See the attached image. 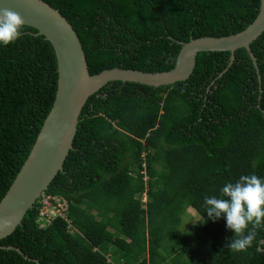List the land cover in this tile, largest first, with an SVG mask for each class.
<instances>
[{
	"label": "trees",
	"instance_id": "trees-1",
	"mask_svg": "<svg viewBox=\"0 0 264 264\" xmlns=\"http://www.w3.org/2000/svg\"><path fill=\"white\" fill-rule=\"evenodd\" d=\"M42 1L71 25L90 75L169 71L180 43L236 34L259 8V0ZM22 31L0 46V200L56 91L51 45ZM249 48L257 72L244 49L232 62L227 52H201L185 81H116L92 94L43 193L65 199L75 231L59 219L40 228L35 204L0 240L12 248L0 249V264H264V227L252 247L229 250L233 233L223 217L208 220L203 203L241 175L264 178V31ZM188 211L200 224L182 230Z\"/></svg>",
	"mask_w": 264,
	"mask_h": 264
},
{
	"label": "water",
	"instance_id": "water-1",
	"mask_svg": "<svg viewBox=\"0 0 264 264\" xmlns=\"http://www.w3.org/2000/svg\"><path fill=\"white\" fill-rule=\"evenodd\" d=\"M2 9L19 14L23 26L34 29V36H42L51 45L56 61V91L25 161L0 200V240L14 232L62 170L81 110L92 94L116 81L154 88L185 81L194 69L196 55L201 52H227L232 62L234 51L244 49L256 69L249 46L264 31V0H259L257 15L244 30L225 37H203L180 43L175 64L169 71L151 73L111 68L90 75L79 38L56 9L42 0H0ZM0 249L12 248L0 246Z\"/></svg>",
	"mask_w": 264,
	"mask_h": 264
},
{
	"label": "clouds",
	"instance_id": "clouds-1",
	"mask_svg": "<svg viewBox=\"0 0 264 264\" xmlns=\"http://www.w3.org/2000/svg\"><path fill=\"white\" fill-rule=\"evenodd\" d=\"M23 24L19 14L9 9L0 10V46L15 42L23 34ZM143 194L146 193H142L141 201ZM203 203L207 219L214 222L223 217L226 229L233 233L228 249L245 251L256 239L255 229L264 227V178L254 173L241 175L234 183L226 182L219 197L206 196Z\"/></svg>",
	"mask_w": 264,
	"mask_h": 264
},
{
	"label": "built area",
	"instance_id": "built-area-1",
	"mask_svg": "<svg viewBox=\"0 0 264 264\" xmlns=\"http://www.w3.org/2000/svg\"><path fill=\"white\" fill-rule=\"evenodd\" d=\"M145 197L146 195L143 194L142 202L145 201ZM35 211L36 221L40 228L49 226L54 219H60L66 223L68 232L74 231L67 218L68 204L65 199L42 193L36 201Z\"/></svg>",
	"mask_w": 264,
	"mask_h": 264
},
{
	"label": "rangeland",
	"instance_id": "rangeland-1",
	"mask_svg": "<svg viewBox=\"0 0 264 264\" xmlns=\"http://www.w3.org/2000/svg\"><path fill=\"white\" fill-rule=\"evenodd\" d=\"M187 218H185V216H187ZM184 217V218H183ZM182 217V224H181V229L182 230H186V223L189 225H198L200 224L199 219L196 217V215L194 213H192L191 211L186 212V214Z\"/></svg>",
	"mask_w": 264,
	"mask_h": 264
}]
</instances>
